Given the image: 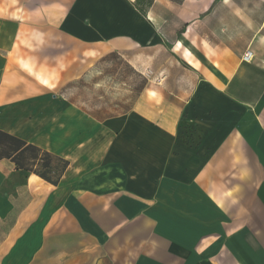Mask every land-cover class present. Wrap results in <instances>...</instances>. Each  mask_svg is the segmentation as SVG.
Here are the masks:
<instances>
[{"label":"crops","instance_id":"0c3cea01","mask_svg":"<svg viewBox=\"0 0 264 264\" xmlns=\"http://www.w3.org/2000/svg\"><path fill=\"white\" fill-rule=\"evenodd\" d=\"M141 49L127 115L43 89ZM0 264H264V0H0Z\"/></svg>","mask_w":264,"mask_h":264},{"label":"rangeland","instance_id":"374dc122","mask_svg":"<svg viewBox=\"0 0 264 264\" xmlns=\"http://www.w3.org/2000/svg\"><path fill=\"white\" fill-rule=\"evenodd\" d=\"M34 47L32 44L24 45L27 53L33 54ZM142 50L143 52L134 50L133 58L129 51L107 50L106 54L99 55L100 51L96 58H91L90 72L72 79L66 75H58L57 82H53L52 87L49 84L50 87L43 89L50 95L64 96L99 120L127 115L142 92L147 82L146 77L155 76L151 70L148 73L145 70L146 66H154L151 62L155 55L151 54L152 58L145 60V50ZM47 52L49 55V51ZM157 55L156 58L160 61V53L157 52ZM137 57H143L144 60L140 62ZM205 187L207 192L221 191L220 187L217 190L216 186ZM142 190L150 193H177L178 185H149Z\"/></svg>","mask_w":264,"mask_h":264},{"label":"built area","instance_id":"2783aa9c","mask_svg":"<svg viewBox=\"0 0 264 264\" xmlns=\"http://www.w3.org/2000/svg\"><path fill=\"white\" fill-rule=\"evenodd\" d=\"M254 59V53L252 50H247L243 56V60L246 62H251Z\"/></svg>","mask_w":264,"mask_h":264}]
</instances>
